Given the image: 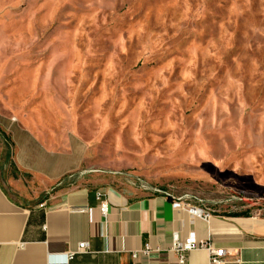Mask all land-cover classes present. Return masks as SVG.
I'll list each match as a JSON object with an SVG mask.
<instances>
[{"label": "rangeland", "instance_id": "obj_1", "mask_svg": "<svg viewBox=\"0 0 264 264\" xmlns=\"http://www.w3.org/2000/svg\"><path fill=\"white\" fill-rule=\"evenodd\" d=\"M0 102L87 143L64 183L264 215V0H0ZM13 150L1 184L41 197Z\"/></svg>", "mask_w": 264, "mask_h": 264}, {"label": "crops", "instance_id": "obj_2", "mask_svg": "<svg viewBox=\"0 0 264 264\" xmlns=\"http://www.w3.org/2000/svg\"><path fill=\"white\" fill-rule=\"evenodd\" d=\"M10 112L12 106L5 110L0 102V127L11 137L18 171L31 177L42 196L17 200L0 182V264H179L175 236L182 240L192 232L227 251L220 264H264V215L212 212L203 218L174 207L181 198L165 193L136 196L91 186V180L64 183L82 169L87 143L75 134L49 138ZM21 189L28 192L23 184ZM97 192L108 201L106 216ZM82 242L88 251L78 252ZM68 251L77 252L69 261ZM186 264H211L210 254L191 251Z\"/></svg>", "mask_w": 264, "mask_h": 264}, {"label": "built area", "instance_id": "obj_3", "mask_svg": "<svg viewBox=\"0 0 264 264\" xmlns=\"http://www.w3.org/2000/svg\"><path fill=\"white\" fill-rule=\"evenodd\" d=\"M96 198L100 202V207L103 215L106 216L109 207L107 199L100 192L96 193ZM173 206L174 207L184 206L191 213L198 214L203 218L211 217V212L209 210L194 206L188 202L183 201L182 199H178L174 201ZM200 249L207 250L209 252L211 258V264H220L221 262H223V258L227 254V251L225 249L214 248L210 242L199 240L194 232L190 233L186 238L182 240L179 239L177 236H175L172 250L177 254L179 264H186L187 253ZM88 250H89V245L87 242H82L79 244L78 252H86ZM144 252L145 253L150 252V248H145ZM76 253L77 252H73V251L66 252L65 256L67 261L73 259Z\"/></svg>", "mask_w": 264, "mask_h": 264}, {"label": "trees", "instance_id": "obj_4", "mask_svg": "<svg viewBox=\"0 0 264 264\" xmlns=\"http://www.w3.org/2000/svg\"><path fill=\"white\" fill-rule=\"evenodd\" d=\"M235 214H238V213H235ZM243 215H248V213H242Z\"/></svg>", "mask_w": 264, "mask_h": 264}]
</instances>
